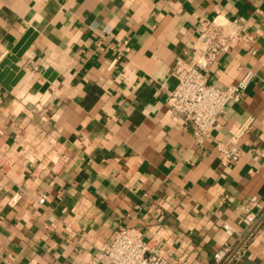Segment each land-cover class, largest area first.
Instances as JSON below:
<instances>
[{
	"label": "crops",
	"instance_id": "0c3cea01",
	"mask_svg": "<svg viewBox=\"0 0 264 264\" xmlns=\"http://www.w3.org/2000/svg\"><path fill=\"white\" fill-rule=\"evenodd\" d=\"M215 19L243 27L209 82L253 77L197 137L168 94L176 61H192L200 24ZM29 29L25 75L0 84V153L13 158L0 176V264H109L101 251L123 228L155 239L165 264H215L227 245L226 264H264V210L244 223L250 198L264 207V3L0 0V63ZM241 125L242 157L224 165L217 146Z\"/></svg>",
	"mask_w": 264,
	"mask_h": 264
},
{
	"label": "built area",
	"instance_id": "2783aa9c",
	"mask_svg": "<svg viewBox=\"0 0 264 264\" xmlns=\"http://www.w3.org/2000/svg\"><path fill=\"white\" fill-rule=\"evenodd\" d=\"M261 2L264 3V0ZM242 27L238 19L202 22L193 48L192 61H176L173 76L177 84L169 92L167 104L173 117L185 121L197 137H207L220 127L227 106L240 100L253 77L248 73L240 82L224 89L208 80L212 67L239 40ZM246 130L247 125L234 127L227 140L218 144L217 149L223 155L224 165L236 164L241 159L243 151L240 140ZM12 163L13 158L9 152L0 153V176L6 174ZM37 171L38 168L34 175H37ZM45 201L46 196L43 195L39 203L44 204ZM263 210L264 207L256 197L247 201L244 211L246 229H253ZM223 228L228 235H235L229 225ZM234 249L235 246L227 245L218 250L214 255V263L226 264ZM101 255L109 264H165L155 239L146 240L132 228L116 232L111 242L103 247Z\"/></svg>",
	"mask_w": 264,
	"mask_h": 264
},
{
	"label": "water",
	"instance_id": "95a60500",
	"mask_svg": "<svg viewBox=\"0 0 264 264\" xmlns=\"http://www.w3.org/2000/svg\"><path fill=\"white\" fill-rule=\"evenodd\" d=\"M36 37V33L29 29L21 40L14 47L10 55H8L0 63V84L7 90H11L25 75V71L18 67V62L30 48ZM50 80H53L51 77Z\"/></svg>",
	"mask_w": 264,
	"mask_h": 264
}]
</instances>
